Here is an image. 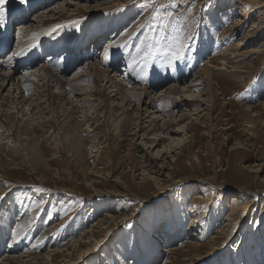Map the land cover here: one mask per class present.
<instances>
[{"label": "rangeland", "instance_id": "rangeland-1", "mask_svg": "<svg viewBox=\"0 0 264 264\" xmlns=\"http://www.w3.org/2000/svg\"><path fill=\"white\" fill-rule=\"evenodd\" d=\"M120 1L111 0L106 8L90 0L86 5L94 6L82 15L59 17L78 23L60 31L78 36L91 26L117 22L109 31L115 39L106 43L102 38L100 55L122 39V48L127 45L144 69L143 77L162 79L158 89L152 87L155 97L173 83H192L196 94H213L211 107L194 106L182 124L187 133L167 134L170 140L159 150L174 138L183 142L159 158L158 148L135 136V129L110 132L93 119L81 127L83 140L77 139L71 150L54 128L33 123L40 157L26 155L20 144L4 139L5 132L0 220L10 219L16 235L22 231L16 222L27 218L22 226L36 233L34 240L57 228L50 236L59 249L113 214V220L95 228L98 238L102 229L109 232L100 244L88 246L92 252L82 254L86 238L80 252L72 250L66 259L55 254L50 264H264V0ZM102 9L105 15L93 16ZM177 40L183 44L178 60L153 51L157 41L166 49ZM226 51L231 52L229 66L207 79L200 68L218 62ZM125 59L121 53L115 67L121 77H129L122 68ZM172 106L167 102L166 111ZM153 220L154 228L149 227ZM145 229L151 237L147 244ZM51 248L45 243L41 252Z\"/></svg>", "mask_w": 264, "mask_h": 264}, {"label": "bare ground", "instance_id": "bare-ground-1", "mask_svg": "<svg viewBox=\"0 0 264 264\" xmlns=\"http://www.w3.org/2000/svg\"><path fill=\"white\" fill-rule=\"evenodd\" d=\"M92 1L97 4L106 3L108 8L110 5L108 2L111 0ZM124 1L130 3L133 0H123L120 4ZM84 2L86 3L81 4L79 0H32L31 7L27 11H31L33 5L34 9L30 13L18 16L20 34L17 43L6 55H0V141L2 135L7 132L4 139H13L18 145L20 144L26 155L40 157L43 151L38 145L36 129L32 126L33 123L38 122L42 127L54 128L65 149L71 150L77 139L83 140L84 130L81 127L93 119L103 123L105 129L110 132L116 129L118 133H125L127 129H135L132 132L135 136L141 134L145 138L144 142L150 143V148L153 147L152 150L158 148L156 158L163 157L172 151L171 145H178L185 139L174 138L171 140V145L164 144V149L159 150V146L169 139L167 134L184 136L188 127L182 124L188 112L198 103H207L205 109H209L213 94L206 98L207 91L196 94L192 90V83L186 85L181 82L169 85L164 94L155 97L152 87L156 88L162 79L158 76L143 77L144 69L141 70L142 66L136 64L137 61H133L130 48L127 45V51L122 48L125 41L119 39L120 41L111 45L110 50L105 46L104 54H99L103 37L108 39L106 43L115 39L111 38L109 31L117 22L114 26L104 24L98 28L91 26L85 29V31L91 29L90 31L78 36L63 33L64 30L60 31L63 27L70 31L71 27H76L78 23H74L71 19L69 23H64L69 20L59 21V17L71 18L73 14L85 13V10L94 6L86 5L90 0ZM53 3H56L53 9L45 8ZM111 4L116 6L114 3ZM7 7L11 10L14 5L10 3ZM40 10L41 13H38ZM103 10H98L93 16L102 17L105 15ZM15 13L10 11L5 22L13 20V25L16 21ZM87 14L92 15L90 12ZM60 35L58 40H52L54 36ZM258 50L255 49L254 52ZM18 52L22 55L15 54ZM229 52H224L220 58L224 55L225 57L218 62L211 61L200 68L207 79H211L215 70L229 66V54H231ZM121 53L127 57L122 63V68L124 67L129 77L119 76L118 69L115 68L121 63L119 62ZM42 54L45 56L47 54V57L42 58ZM35 56L39 60L32 62ZM72 70L75 72L71 75L64 77L59 75L70 73ZM28 88L30 92H26ZM167 102L174 106L170 112L166 111ZM182 110L187 111L186 115L179 114ZM7 153L0 144V160L7 161ZM1 163L0 179L5 165ZM3 195L4 193H0V196ZM11 216L8 215L9 218ZM112 217L113 214H106L99 219L93 229L84 232L81 238L70 241L59 249L54 247L56 246L53 244L54 239L50 236L57 228H51L41 234L42 238L34 240L36 233L28 232V228L24 229L22 226L27 218L19 221L18 224L16 222V228H22V231L16 235L11 220L2 219L0 220V264H50L49 260L56 259L53 256L55 254L66 259L71 255L72 250L80 252L82 242L85 243L84 239L89 238V242L87 241L82 247V254L86 255L93 251V249L89 250L91 247L88 246H97L109 232L102 229V236L98 238L95 234L98 229L95 228H100V225L111 220ZM45 243L52 248L43 254L41 248Z\"/></svg>", "mask_w": 264, "mask_h": 264}, {"label": "snow or ice", "instance_id": "snow-or-ice-1", "mask_svg": "<svg viewBox=\"0 0 264 264\" xmlns=\"http://www.w3.org/2000/svg\"><path fill=\"white\" fill-rule=\"evenodd\" d=\"M13 4L14 8L11 10L7 7L9 4ZM32 0H0V28H3L5 25V20L9 16L10 11L19 12L22 15L27 12L28 8L31 7ZM216 5H213L215 7ZM171 15V14H169ZM183 48V44L177 40L174 45H169L166 49L160 46V41H157V47L153 49L154 52H163L166 56H170L172 61L178 60L181 58V50ZM16 55H22V53H15ZM107 59V58H106ZM0 199H3L0 196ZM161 213L164 212V209H159ZM154 220L153 224L149 225V227L154 228ZM162 226V225H161ZM145 243H149L151 237L149 236V232L145 229Z\"/></svg>", "mask_w": 264, "mask_h": 264}]
</instances>
